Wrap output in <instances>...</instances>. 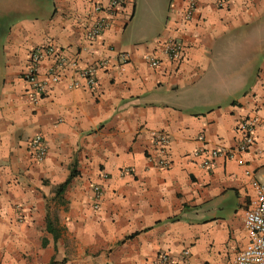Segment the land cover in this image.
Wrapping results in <instances>:
<instances>
[{
	"label": "crops",
	"instance_id": "obj_1",
	"mask_svg": "<svg viewBox=\"0 0 264 264\" xmlns=\"http://www.w3.org/2000/svg\"><path fill=\"white\" fill-rule=\"evenodd\" d=\"M217 2L197 0L188 19L187 0H168L157 23L155 1L126 0L86 40L99 16L89 0H0V264H151L162 250L177 264H233L249 240L251 183L264 179V0ZM166 38L182 42L181 60L150 68L145 53ZM48 42L84 65L108 59L93 91L63 79L31 102L22 72ZM256 111L244 164L220 156L202 168L194 152L233 147L236 124ZM37 134L42 161L28 147ZM92 184L102 187L97 208Z\"/></svg>",
	"mask_w": 264,
	"mask_h": 264
},
{
	"label": "built area",
	"instance_id": "obj_2",
	"mask_svg": "<svg viewBox=\"0 0 264 264\" xmlns=\"http://www.w3.org/2000/svg\"><path fill=\"white\" fill-rule=\"evenodd\" d=\"M94 12L99 16L92 19L90 24L85 25V39L92 40L110 27L111 20L115 14L124 8L126 0H89ZM227 0H218V6H223ZM197 7V0H187L184 9L186 18H191ZM184 53V46L181 41L172 38H166L161 42L159 53L153 54L147 52L144 55L145 62L150 68H156L163 59L170 62L180 61ZM47 58L53 62L45 69V77H39L41 63ZM129 58L127 53H120L118 59L125 62ZM108 59L102 58L92 64H82L78 54H69L65 48L58 47L55 43L48 42L33 48L28 56V61L22 72V79L28 84L30 90V100L36 103L45 94L51 91L52 86L63 79H68L69 88H84L94 90L96 87V74L100 69L108 65ZM68 74V75H67ZM69 76V77H68ZM261 123V117L253 112L242 120L236 126L235 131L238 135V142L230 148H215L211 150L201 149L194 152V156L201 158L199 165L202 168H212L215 160L223 156L227 159L236 158L238 164H244L241 154L251 150L256 143L255 131ZM156 143L159 145L160 153H164L168 144L165 134H156ZM28 147L36 161H42L47 155V144L44 138L37 134L28 141ZM160 168H168L169 162L166 158L160 157L157 160ZM252 188L254 194L249 201V205L244 211L243 227L248 236V243L240 250L233 264H264V179L253 180ZM94 208H97L98 202L103 194L102 187L98 184H92ZM188 251L183 255L187 256ZM177 260L169 252L162 250L156 254L151 264H177Z\"/></svg>",
	"mask_w": 264,
	"mask_h": 264
},
{
	"label": "rangeland",
	"instance_id": "obj_3",
	"mask_svg": "<svg viewBox=\"0 0 264 264\" xmlns=\"http://www.w3.org/2000/svg\"><path fill=\"white\" fill-rule=\"evenodd\" d=\"M147 1L149 0H136L137 5H140V8L143 9L145 7V5L147 4ZM155 1V11L157 14V23H159L160 18L162 17V15L164 14V9L165 6L167 4L168 0H151V2ZM154 7L151 8V10H153ZM161 22V21H160ZM160 27V25H159ZM158 27V29H159Z\"/></svg>",
	"mask_w": 264,
	"mask_h": 264
},
{
	"label": "trees",
	"instance_id": "obj_4",
	"mask_svg": "<svg viewBox=\"0 0 264 264\" xmlns=\"http://www.w3.org/2000/svg\"><path fill=\"white\" fill-rule=\"evenodd\" d=\"M76 175V172L74 169H72L70 171V174L68 175V177L64 180V182H62L60 185H58L57 189H56V194L60 195L61 193H63V191L65 190V188L67 187V185L70 183L71 179ZM48 229L51 230V228L48 226Z\"/></svg>",
	"mask_w": 264,
	"mask_h": 264
}]
</instances>
